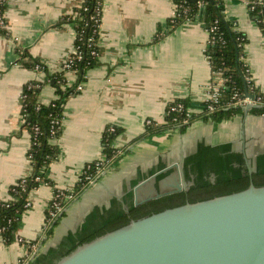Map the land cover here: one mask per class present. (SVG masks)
I'll return each instance as SVG.
<instances>
[{"label":"crops","instance_id":"obj_1","mask_svg":"<svg viewBox=\"0 0 264 264\" xmlns=\"http://www.w3.org/2000/svg\"><path fill=\"white\" fill-rule=\"evenodd\" d=\"M83 1L8 0L10 35H0L2 201L11 200L10 188L32 171L22 93L28 82L46 77L17 64L18 49L39 58L50 73L60 71L75 49L76 37L73 24L60 20L66 15L76 18ZM225 10L226 18L247 38L243 60L264 94V33L246 0H225ZM175 13L174 0H103L102 53L98 65L87 71L84 89L66 102L62 135L53 140L60 155L46 169L52 184L31 191V206L21 215L13 239H0V264L24 263L31 253L29 242L37 241L39 249L29 264L68 253L122 216L139 182L175 162L188 180L196 175L193 182L198 185L240 178L248 166L264 173V116L251 111L223 122L197 119L184 132L172 128L138 139L146 132L147 120L166 122L171 101L207 102L212 86L224 85L206 54L210 34L204 20H188L171 31L168 22ZM67 76L70 83L76 82L75 73ZM56 98L55 87L46 84L40 101L49 104ZM110 126L120 129L114 147L123 156L71 202L53 235L43 242L55 188L72 189L87 164L103 158V134Z\"/></svg>","mask_w":264,"mask_h":264},{"label":"trees","instance_id":"obj_2","mask_svg":"<svg viewBox=\"0 0 264 264\" xmlns=\"http://www.w3.org/2000/svg\"><path fill=\"white\" fill-rule=\"evenodd\" d=\"M174 2L176 13L169 20L168 29L173 31L188 20H204L210 34L206 54L209 57L212 70L220 74L224 85L220 88L217 102L207 101L196 104L189 98H179L171 101L166 109V122L163 125H158L152 121L151 124L146 125V132L138 139L158 135L172 128H179L180 131L184 132L197 119L223 122L237 115H242L244 107L237 104V102L243 99L247 93L262 97L263 101L260 106L253 108L251 113L264 116V94L255 87L251 80V73L243 60V46L247 38L245 34L235 29L234 22L226 18L225 0H174ZM246 2H249L250 12L264 33V2L259 3L257 0H246ZM7 7L8 0H0V20L3 21V24H0V35L3 36L10 35L8 21L5 17ZM102 9L103 0H84L76 10L78 14L76 18L66 15L60 20V24L71 22L76 31L75 47H78L80 57L75 55L73 70H71L77 75L75 83H70L68 80L67 74L70 71L60 70L50 73L39 58L18 49L17 64L36 72L41 71L40 73H45L46 77L43 80L34 79L28 82L22 93L24 126L31 134V147L28 156L32 171L30 175L19 180L10 188L11 200H0V236L8 243L11 242L14 233L18 229L21 215L29 208L27 203L31 191L41 184H52V181L46 176V169L60 155V148L58 144L53 143V140L62 135L66 102L70 96L78 93L77 85L82 82L85 83L87 71L96 67L100 60L102 53L100 46ZM46 84L55 87L57 94V98L49 104H43L40 101L42 88ZM180 103L184 105L183 110H170L172 106ZM37 127L39 128L38 131L36 130ZM119 134L120 129L113 126L107 127L104 131L102 143L105 164L102 167L106 170L115 165L124 154L122 150L114 147V141ZM95 162L87 164L86 170L80 176L77 184L71 190H63L65 193L61 194L57 200L68 207L75 198H78L92 185V181L87 179V176H91L94 182L98 181L103 174H100ZM254 178L256 186L264 185V174ZM249 185L250 178L242 177L203 187L190 200L185 193L160 198L133 209L130 215L116 218L84 242L91 241L97 236L125 226L133 219L137 220L187 202H198L241 191ZM59 190L61 189L55 188L54 193L57 194ZM68 194L74 196V200H67L66 196ZM52 209L53 207L50 205L47 211V225L44 234L46 238L43 242L53 235L54 229L67 212L65 210L60 216L52 219L50 214ZM3 228L5 229L3 230ZM27 244L30 247L32 244H38V242Z\"/></svg>","mask_w":264,"mask_h":264},{"label":"water","instance_id":"obj_3","mask_svg":"<svg viewBox=\"0 0 264 264\" xmlns=\"http://www.w3.org/2000/svg\"><path fill=\"white\" fill-rule=\"evenodd\" d=\"M246 96L254 98L250 93ZM257 107L248 104L244 115ZM247 168L246 175L252 177L255 172ZM191 185L197 184L186 180L175 162L139 182L132 205L123 213ZM35 264H264V185L251 180L241 191L133 219Z\"/></svg>","mask_w":264,"mask_h":264},{"label":"built area","instance_id":"obj_4","mask_svg":"<svg viewBox=\"0 0 264 264\" xmlns=\"http://www.w3.org/2000/svg\"><path fill=\"white\" fill-rule=\"evenodd\" d=\"M259 3H263L264 2V0H257ZM247 3H249V2H247ZM0 24H3V21L2 20H0ZM215 28V27H214ZM75 55H77L78 57H80V55H79V53H78V47L76 48L75 47V49H74V51L72 52V54L67 58V60L63 63V65H62V67H61V70H68V71H70L71 72V70H73V68H72V66H73V64H74V58H75ZM209 58V57H208ZM41 72V71H40ZM39 72V73H40ZM76 77H77V75H76ZM252 80V79H251ZM84 82H82V83H80V84H78L77 85V90L80 92V91H82L83 89H84ZM220 86H212V95H211V98H210V100L209 101H212V102H217L218 100H219V93H220ZM263 100H262V97L261 96H259V97H256L255 95H254V98L253 99H251V98H249V97H247V96H245L243 99H240L238 102H237V104H240V105H242L243 107H245V106H247L248 104H256V105H258V106H260V104H261V102H262ZM184 109V105L183 104H177V105H175V106H172L171 107V111H177V110H183ZM190 113V112H189ZM151 122H152V120H147L146 121V125H149V124H151ZM36 130L38 131L39 130V128L37 127L36 128ZM95 162V161H94ZM95 164H96V166L98 167V169H99V172H100V174H105L109 169H110V167L106 170L104 167H102V165H104L105 164V159H104V157L103 158H101V159H99V160H96V162H95ZM87 167V166H86ZM88 168H89V166H88ZM85 170H86V168H85ZM85 170H84V172H85ZM87 179H89L90 181H92V183L91 184H93V183H95L94 181H93V179H92V177L91 176H87L86 177ZM60 189V188H59ZM63 190H71V189H62L61 188V190H59L58 192H61V193H59L58 194V192H57V194H55L54 193V195H53V198H52V200H51V207H53V209L51 210V212H50V214H51V218L52 219H54V218H57L58 216H60L65 210H67V206H65V205H63L62 203H61V201L60 200H57L58 199V197H60L61 196V194H63V193H65ZM67 197V200H74V196H72V195H67L66 196ZM75 199H77V198H75ZM50 205H49V207H50ZM27 206H31V204H30V201H28V203H27ZM46 225H47V223H46ZM45 228H46V226H45ZM5 228H3V230H4ZM3 237L2 236H0V239H2ZM20 241L21 242H24L23 241V239L22 238H20ZM30 250H31V253H30V256L28 257V259L24 262V263H22V264H29L30 263V261L31 260H33L37 255H38V253H39V249H38V244H32L30 247Z\"/></svg>","mask_w":264,"mask_h":264},{"label":"flooded vegetation","instance_id":"obj_5","mask_svg":"<svg viewBox=\"0 0 264 264\" xmlns=\"http://www.w3.org/2000/svg\"><path fill=\"white\" fill-rule=\"evenodd\" d=\"M263 174H264V173H263ZM263 174H261V173H254L252 177H249L248 175H243V176H241V177H248V178H250V182H251V180H253V182H254V181H255V178H254L255 176H256V178H257L258 176H261V175H263ZM184 176H185V179H186V180L189 178L188 175H185V174H184ZM241 177H240V178H241ZM193 179H194V180L196 179V175H193L192 181H193ZM189 180H190V179H189ZM229 180H230V179H229ZM229 180H225V181H229ZM190 181H191V180H190ZM225 181H222V182H225ZM194 182H195V181H194ZM220 182H221V181H215V180H213V181H211V182H209V183H203V184H199V185L196 183L197 185H195V186H194V185L188 186L187 189H185V190H182V191H179V192H176V193H171V194H168V195H165V196L159 197V198H157V199H153V200L148 201V202H145V203H143V204H141V205H139V206H142V205L148 204V203H150V202H152V201L158 200V199L163 198V197H166V196L175 195V194H180V193H185V194L187 195L188 199L190 200L192 197H195L196 194L199 193V190H201L203 187H207V186L215 185V184L220 183ZM254 183H255V182H254ZM139 206H137V207H139ZM137 207H134V208L130 209L129 212L123 214L122 216L130 215L131 211H132L133 209L137 208Z\"/></svg>","mask_w":264,"mask_h":264}]
</instances>
